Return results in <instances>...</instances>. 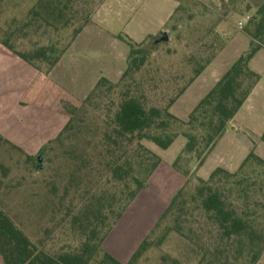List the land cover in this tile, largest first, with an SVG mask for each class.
I'll list each match as a JSON object with an SVG mask.
<instances>
[{"label": "rangeland", "instance_id": "374dc122", "mask_svg": "<svg viewBox=\"0 0 264 264\" xmlns=\"http://www.w3.org/2000/svg\"><path fill=\"white\" fill-rule=\"evenodd\" d=\"M37 1L0 0V38L13 20L21 28L23 22L29 20V12ZM74 2L75 9L68 27L59 30L24 28L17 34L20 38L16 49L29 52L37 47L54 46L56 55H60V59L63 56V69H58L53 76V69L49 70L47 64L39 66L43 74L48 73L49 77L59 80L66 79L68 85L78 88L77 97L85 100L91 95L90 101L76 114L73 124L91 142L95 138L103 139L111 131L108 120L117 109L120 91L110 90L109 86H104L95 94L93 90L101 78L114 84L120 81L131 51L128 42L134 43L136 50L149 54L141 73L136 76L137 83L143 87L140 93L145 94L149 106H167L188 84L193 69L204 66L202 73L170 108L171 113L185 120L238 55L248 49L245 28L240 30L236 27L240 19L245 20V15L223 12L227 19L219 16L214 12L213 1ZM179 6H184L186 11L177 12ZM87 19L89 23L74 39L75 30L85 25ZM222 20L225 25L221 24ZM161 32L168 34L169 41L154 43ZM261 44L264 45V39ZM36 74V69L23 63L2 65L0 107L15 103ZM68 119V116L35 107H17L8 118L0 115V199L25 233L36 242L48 241L49 246L57 244L60 247L66 243L62 234L65 231L63 219L68 209L72 210V206L79 202L71 203L75 200H72L73 190L66 194L79 162L67 157L64 150H57L56 146L52 151L48 149L41 153L48 141L64 129ZM68 133L66 136L74 134L72 130ZM73 139V143L84 147L88 154L95 152L92 145L85 147L80 139H77L79 142L76 137ZM72 141H66L63 147H68ZM143 144L161 156L165 169L182 153L184 138L176 139L167 150L148 141ZM102 150L105 151L106 147ZM39 156L42 170L37 169ZM90 158V166L99 168L98 158ZM170 174L164 172L159 182L140 192L114 227L106 248L111 249L120 261L125 263L130 259L131 253L150 234L176 195L179 189L174 178L176 173L173 171ZM105 175L104 168L102 176L93 175L92 187H97L100 182L103 184ZM195 218L201 224L194 225L198 235L193 236L194 242L171 232L162 244L151 248L137 264H199L205 249L212 245L206 232L212 227L203 224L200 213H195ZM161 234L159 231L156 236ZM210 259L208 256L204 264H211Z\"/></svg>", "mask_w": 264, "mask_h": 264}, {"label": "trees", "instance_id": "16d2710c", "mask_svg": "<svg viewBox=\"0 0 264 264\" xmlns=\"http://www.w3.org/2000/svg\"><path fill=\"white\" fill-rule=\"evenodd\" d=\"M74 1L38 0L29 12V20L23 22L21 28L13 20L0 38V59L20 60L37 70L34 81L17 105L42 108L69 117L59 136L50 141L41 153L48 149L52 151L56 146L57 150L63 149L67 157L79 162L66 189V194L70 190L74 192L72 200H75L71 203L79 202L72 206V210L68 209L63 219L65 231L62 234L66 243L60 247L57 244L49 246L45 240L36 242L18 225L0 199L2 263L123 264L107 252L103 244L137 195L147 187L162 161L143 142L148 141L167 150L182 136L186 143L173 167L187 178V182L127 264H137L151 248L162 244L171 232L194 242L193 236L197 235L194 225L199 222L195 218L197 212L202 216L203 224L212 227L206 230L212 245L205 249L199 264H204L208 256L211 264H257L264 254V160L252 150L237 171L217 168L207 180L197 177L194 168L204 164L228 124L261 80L260 75L250 68V63L264 39V4L251 15L245 27V32L253 39L250 48L231 64L186 120L171 113L170 108L202 73L204 66L193 69L188 84L167 106H149L145 94L140 93L142 84H138L136 78L149 54L136 50L134 43L128 42L131 51L120 81L114 84L101 78L92 92H100L104 86H109L110 90L120 89L117 109L108 120L111 131L103 139L95 138L91 142L73 126L76 114L90 101L91 95L85 100L78 99L55 83L48 73L41 72L39 64H47L52 70L58 63L60 55H56L54 46L37 47L29 52L16 49L20 38L17 34L24 28L59 30L68 27L75 9ZM176 11L186 10L179 6ZM88 23L89 19L75 30L74 39ZM15 106L0 108V114L9 116ZM70 130L74 134L68 136ZM72 137L80 139L82 146L92 145L95 152L88 154L84 147L73 143ZM69 140L72 143L64 148ZM103 147H106L105 151ZM93 156L98 158L99 168L90 166V157ZM102 168L105 180L93 188V175L102 176ZM159 231L162 234L156 236Z\"/></svg>", "mask_w": 264, "mask_h": 264}, {"label": "crops", "instance_id": "0c3cea01", "mask_svg": "<svg viewBox=\"0 0 264 264\" xmlns=\"http://www.w3.org/2000/svg\"><path fill=\"white\" fill-rule=\"evenodd\" d=\"M209 1H213L212 5L215 8L214 12L216 14H218L219 16L224 17L223 12L225 14H229V15H232L233 13H239V14L245 15V19L248 15H252L259 7H261L264 4V0H209ZM224 18H226V17H224ZM242 20L243 19H240L239 22ZM221 24L225 25L224 20L221 21ZM246 25H245V27H246ZM236 27L238 28V25ZM246 41H247V45H248V49H249L253 39L247 33H246ZM259 44H261V43H259ZM261 46H262L261 49H259V51L255 54V56L253 57V59L251 60V63H250V68L254 72H256L258 75H260L261 80L258 83V85L256 86V88L254 89V91L252 92V94L250 95L249 99L244 103V105L239 110V112L236 114L234 119L228 124L225 133L217 141L213 150L207 156L204 164L197 169L194 168L196 176L203 179V180H207L210 177V175L213 173V171L217 168H224L229 172L237 171L238 168L240 167V165L242 164V162L245 160V158L249 155V153L252 150H254L255 153L260 158H262L264 160V141L262 140V136L264 134V45L261 44ZM246 51H244V52H246ZM244 52H242L241 54H243ZM240 55H238V57ZM5 63H18V64L23 63L24 65H27L20 60H10L9 58H6V57L1 58L0 59V67L2 65H4ZM63 65H64V60H63V56H62L61 59L59 60V62L53 68V70L51 72V76H53L54 73H56V71L58 69H63ZM64 76H66V75L64 74ZM34 79H33V81H34ZM51 79L55 83L59 84L60 86L64 87L66 90H68L76 98L83 100L82 98H79L75 95L76 93L80 92L79 89L75 88L71 85H68L66 79H61V80L55 79V78H51ZM31 83L29 84V86L31 85ZM29 86H28V88H29ZM28 88L26 89V91L28 90ZM0 89H2V88H0ZM26 91H24V93ZM21 96L18 97V99L15 103H11L8 105H16L15 109L17 107H23V106L17 105ZM8 105H6V106H8ZM3 107H5V106H3ZM27 107H31V106H27ZM0 108H2V107H0ZM35 108H37V107H35ZM39 109H42V108H39ZM43 110H45V109H43ZM45 111H49V110H45ZM49 112H51V111H49ZM12 113L9 116H4L2 114H0V115L8 118L12 115ZM52 113H55V112H52ZM56 114H59V113H56ZM60 115H62V114H60ZM60 133H61V131H60ZM59 134L57 136H55L54 138L50 139L48 141V143L50 141L54 140L56 137H58ZM180 137H182V136H180ZM185 143H186V140L184 138L183 149H184ZM158 156H160V155H158ZM178 156H177V158H178ZM161 160L162 161H161L160 165L158 166L156 171L153 173V175L149 179L147 187L145 189H143L141 192H144L145 190H147L152 183L159 182V180L163 177L164 172L167 174H170L174 171L176 173L174 178L178 182L177 188H179V189L177 190V192L187 182V178L185 176H183L182 174H180L178 171H176L175 168L173 167V163L175 162V160L169 162V164L166 166L165 169L163 168L164 167L163 159L161 158ZM168 168H169V170H168ZM172 199H173V197H172ZM114 231L115 230L113 228L111 230V232L109 233L107 239L105 240L104 244H103V248L107 252H109L111 255L113 254V256L115 253L113 251H111V249H107L106 245L108 244V241H110V237H112V233ZM145 238H143L142 241ZM142 241H141V243H142ZM127 248H128V246H127ZM135 252H136V250L133 253H131L130 259ZM130 259H128V261H125V263L122 261L121 262L123 264H127ZM257 264H264V254L262 255V257L260 258V260Z\"/></svg>", "mask_w": 264, "mask_h": 264}, {"label": "water", "instance_id": "95a60500", "mask_svg": "<svg viewBox=\"0 0 264 264\" xmlns=\"http://www.w3.org/2000/svg\"><path fill=\"white\" fill-rule=\"evenodd\" d=\"M169 41V36L166 32H163V36L158 40L156 41L155 43H161V42H168ZM37 162H38V165H37V169L38 170H42V164H41V158L40 156L37 158Z\"/></svg>", "mask_w": 264, "mask_h": 264}, {"label": "built area", "instance_id": "2783aa9c", "mask_svg": "<svg viewBox=\"0 0 264 264\" xmlns=\"http://www.w3.org/2000/svg\"><path fill=\"white\" fill-rule=\"evenodd\" d=\"M250 18H251V15H248V16L246 17L245 20L240 21V22L238 23V28H239L240 30H243L244 27H245V25L247 24V22L250 20Z\"/></svg>", "mask_w": 264, "mask_h": 264}, {"label": "flooded vegetation", "instance_id": "af4514ba", "mask_svg": "<svg viewBox=\"0 0 264 264\" xmlns=\"http://www.w3.org/2000/svg\"><path fill=\"white\" fill-rule=\"evenodd\" d=\"M162 36H163V32H161V33L159 34V38H158L156 41H158ZM156 41H155V42H156ZM155 42H154V43H155Z\"/></svg>", "mask_w": 264, "mask_h": 264}]
</instances>
